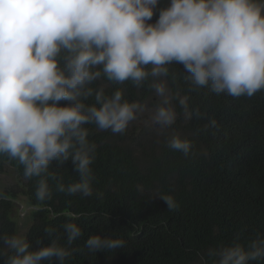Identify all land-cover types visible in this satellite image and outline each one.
<instances>
[{
    "label": "clouds",
    "instance_id": "obj_1",
    "mask_svg": "<svg viewBox=\"0 0 264 264\" xmlns=\"http://www.w3.org/2000/svg\"><path fill=\"white\" fill-rule=\"evenodd\" d=\"M158 3L0 0V157L22 166L25 180L36 178L37 201L52 199L50 180L58 193L92 196L98 146L87 126L123 134L145 112L146 105L126 99L123 88L109 94L107 85L130 82L140 89L147 83L158 98L150 122L161 130L178 118L174 101L186 120L204 116L190 109L187 94L168 86L170 65H183L190 91L207 88L232 98L264 92V0H168L155 23H147ZM209 129L218 130L215 119L197 132ZM167 146L188 157L193 144L173 135ZM69 160L77 179L66 184L51 166ZM159 198L168 211L178 208L173 197ZM60 227L62 233L44 229L50 243L38 250L26 236L0 234V257L5 264H66L83 231L72 221ZM125 243L92 234L84 247L110 252ZM206 254L212 264L264 261V236L210 247Z\"/></svg>",
    "mask_w": 264,
    "mask_h": 264
},
{
    "label": "trees",
    "instance_id": "obj_2",
    "mask_svg": "<svg viewBox=\"0 0 264 264\" xmlns=\"http://www.w3.org/2000/svg\"><path fill=\"white\" fill-rule=\"evenodd\" d=\"M167 5L168 0H159L147 23L154 24L159 9ZM183 74L187 73L182 64L170 65L168 86L187 94L190 109L204 114L201 119L186 120L174 101L176 122L157 140L135 142L136 150L121 134L87 126L89 139L98 146L90 197L58 193L50 180L52 199L41 203L35 197L36 178L25 180L22 166L0 157V173L9 166L23 183L17 190H0V234L16 235L14 200L20 192L32 208L24 235L32 250L50 243L46 227L61 233L67 221L81 227L83 235L72 245L77 250L66 264H212L208 248L234 241L246 245L264 236V92L232 98L207 88L190 91ZM116 87L124 89L126 99L141 103L152 93L147 83L136 89L130 82L107 85L106 91L110 94ZM210 118L217 121L218 130L197 132ZM173 135L192 142L188 157L167 146ZM51 170L66 184L77 179L71 160L60 167L53 163ZM161 196L173 197L178 208L168 211ZM75 215L79 219H73ZM92 234L118 236L125 247L90 253L84 244ZM5 259L0 257V264ZM52 264L58 262L53 259Z\"/></svg>",
    "mask_w": 264,
    "mask_h": 264
},
{
    "label": "rangeland",
    "instance_id": "obj_3",
    "mask_svg": "<svg viewBox=\"0 0 264 264\" xmlns=\"http://www.w3.org/2000/svg\"><path fill=\"white\" fill-rule=\"evenodd\" d=\"M158 98L152 91L151 95L143 102L146 105L144 113L140 114L139 118L131 122L127 130L121 134L124 136L123 141H129L130 146L136 150L135 142L145 143L151 140H157L162 135L164 130H161L159 126L150 122L152 110L157 103ZM18 186V187H16ZM23 183L20 182L9 166L4 167V171L0 173V190L14 187L16 190L21 188ZM32 210L31 207L27 206L25 197L21 193H17V199L14 200V212L13 219L16 223V235L24 236L27 228L30 225V219L28 217L29 212Z\"/></svg>",
    "mask_w": 264,
    "mask_h": 264
}]
</instances>
